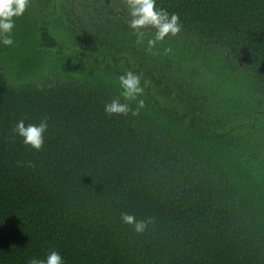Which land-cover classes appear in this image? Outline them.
<instances>
[{"label":"trees","instance_id":"16d2710c","mask_svg":"<svg viewBox=\"0 0 264 264\" xmlns=\"http://www.w3.org/2000/svg\"><path fill=\"white\" fill-rule=\"evenodd\" d=\"M29 0L0 45V264H264V0ZM142 76L144 106L118 77ZM146 82V83H145ZM113 99L128 115H106ZM132 111H137L133 116ZM48 130L39 151L16 123ZM151 220L142 233L121 216Z\"/></svg>","mask_w":264,"mask_h":264},{"label":"clouds","instance_id":"9594fccd","mask_svg":"<svg viewBox=\"0 0 264 264\" xmlns=\"http://www.w3.org/2000/svg\"><path fill=\"white\" fill-rule=\"evenodd\" d=\"M29 0H0V45L12 46L14 22L21 17ZM129 16L131 17L128 26L137 34L138 42L144 37V29L154 30V36L147 41L149 47L157 42L163 41L168 36H176L181 31V23L177 14H169L165 9L157 7V0H127ZM142 76L132 71L118 77L119 87L122 90L121 96L124 101L137 102V109L144 106L142 97L144 87L141 85ZM146 83V82H145ZM122 103L120 99H113L105 104L106 115H128L129 103ZM133 116L137 111H132ZM48 130L47 117L38 124H25L24 120L16 123L13 132L22 143L34 151H39L44 144L45 133ZM123 224L132 226L136 233H142L151 223V220H137L134 215L124 214L121 216ZM28 264H64V259L58 251H51L45 259L30 258Z\"/></svg>","mask_w":264,"mask_h":264}]
</instances>
